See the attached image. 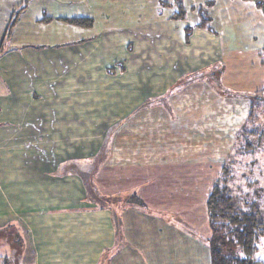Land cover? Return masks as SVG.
Masks as SVG:
<instances>
[{
    "label": "crops",
    "instance_id": "obj_1",
    "mask_svg": "<svg viewBox=\"0 0 264 264\" xmlns=\"http://www.w3.org/2000/svg\"><path fill=\"white\" fill-rule=\"evenodd\" d=\"M20 2L0 0V136L1 131L11 128L18 131L25 129L26 135L33 137L41 134V127L45 124L51 130L50 135H63L65 131L73 129L78 135L85 132L98 137L102 133L106 137L105 142L110 137L105 147L104 139L97 149L73 147L74 160L64 161L63 168L67 169L62 175L63 180L58 182L57 195L53 198L46 194L47 185L41 187L45 188L44 191L38 190L35 194V185L47 177L57 180L59 176L36 172L35 161L30 162L32 153L21 154L27 157L25 162L20 161L19 152L14 151L11 159L5 156L0 159V207L6 208L9 212L5 213L10 215H25L31 219L26 222L30 237L27 250L31 260L28 261V255L24 256L22 264H211L207 209L204 211L202 207L206 215L197 216L194 210L191 213L183 205L177 208H153L144 202L143 205L135 203L133 199H143L141 188L135 185V177L144 174L151 177L155 174L146 182L155 184L179 183L180 174H185L186 185L180 192L188 191L193 195L202 193L196 191L195 184L202 189L201 185L203 187L205 182L193 174H197L196 169L199 172L201 169L202 172L207 169L212 171V164L202 163L200 157L196 160V152L206 151L205 143L208 141L205 142L203 138L204 131L209 134L211 130L221 132V129H226L225 123L221 125V118L224 121L225 118L218 113H210L212 99L209 90L196 85V81L179 86L184 78L182 76L191 72L188 67L153 66L135 71L121 65V69L113 68L115 71L107 69L108 65L99 63L100 60L94 56L92 37L83 39L77 34H82L78 29H74L75 36L80 38L53 43L52 36L60 37L59 26L69 25L68 19L82 16L66 12L63 7H59L62 14L51 13L43 5V0H30L8 35V25L16 15ZM171 20L174 22L173 17ZM53 24L56 32L52 36H46L45 42L40 45L31 43L32 38L43 33L40 31L39 34L38 28L35 30L34 27ZM16 38L23 44L6 47L8 41ZM88 55L89 63L86 61ZM35 57L41 64L35 62ZM17 58L21 61V68L17 67ZM23 67L29 70L23 72ZM49 67L55 68L51 74ZM102 68L105 69L103 74ZM109 70L112 72L108 73ZM68 71L74 73L73 78L66 76ZM17 72L22 75V81L26 78L31 81L27 90H23V85L17 80ZM132 72H153L157 79L165 74L166 79H155L152 83L133 80L130 77ZM60 73L63 76H59ZM84 75L92 81L83 82ZM77 76L79 83L75 81ZM120 85L123 88L132 87L124 91L121 97L117 94L115 97L113 93ZM41 88L44 90L32 95L37 97L35 100L43 101V95L47 93L49 103L42 112L36 111L39 113L32 115L27 112L26 123H19V105L23 102L20 95ZM198 103L205 105L206 110L191 112ZM114 104L118 107H114ZM213 115L212 125L210 121ZM193 117L195 120L189 124ZM182 119L187 121L183 125L180 124ZM198 119L207 121L198 124ZM15 130L9 136L13 137ZM165 135L171 138L166 140ZM185 135H188L186 140ZM118 139L123 143L114 144ZM175 140H182V147L176 146ZM6 148L0 145L1 154ZM86 152L90 154L85 158L91 160L83 161ZM99 154L103 156L101 160ZM117 168L125 170L121 172ZM166 168L167 172H164ZM176 172L179 176H171ZM38 174L43 176H36ZM219 174L214 176L213 181L218 179ZM130 175L132 177L129 179ZM19 185L31 187L27 189L25 198L17 191H22ZM8 186L11 199L5 197ZM48 191L51 190L48 188ZM52 200H55L54 203ZM20 210L24 214H20ZM8 227L13 225L2 227L0 231ZM9 260L6 257L0 262L9 264Z\"/></svg>",
    "mask_w": 264,
    "mask_h": 264
},
{
    "label": "rangeland",
    "instance_id": "obj_2",
    "mask_svg": "<svg viewBox=\"0 0 264 264\" xmlns=\"http://www.w3.org/2000/svg\"><path fill=\"white\" fill-rule=\"evenodd\" d=\"M40 1L42 2V0ZM37 5L39 6V2ZM43 5L51 13L59 12V14H62L59 7H63L66 12L80 14L82 16L80 19L83 21L91 19L93 25L81 28L71 24L59 26L60 37L58 39L52 36L56 32L54 24L34 27L35 30L38 28L39 34H41L40 31H43L41 35L36 33L37 37L31 39V43L34 45L45 42V37H49V35L52 36L53 43H61L65 39L70 42L74 38H80L78 35L75 36L74 29H78L82 34H77L81 35L83 39L87 40L89 36L92 37L91 45L95 49L94 56L100 60L99 63L108 65L107 69L112 71H115L113 68L121 69V65L135 71L146 70L153 66L188 67L191 72L182 76L184 78L179 86L196 81V85L205 87L206 90H209L212 99L210 113H218L225 118V121L221 118V125L222 123L226 124L225 131L222 129L221 132L211 130L209 134L204 131L203 138L205 142L208 141L205 143L206 151L196 152L195 155L196 160L200 157L199 160L202 163L212 164V171L207 169L202 172L201 169L199 172L196 169L197 174H193L196 177L200 176L201 181L205 182L203 187L201 185L202 189H199L200 186L195 184V188L197 185L196 191L202 193L193 195L188 191L180 192V189L186 185L185 174H180V182L173 184L165 181L163 184L159 182H156L158 184L146 183L155 174L153 177L150 174L137 175L135 185L141 188L143 199L135 197V203H138L137 199L141 201V204L144 202L153 208L167 206L177 208L183 205L184 208L188 207L191 213L194 210L197 216L198 214L206 215L204 211L207 209L209 193L222 177L224 166L228 165L233 171V181L228 184L231 195L239 198L245 194L250 201L253 200L264 206V101L258 99V97H264V94H262L263 96L258 94L264 87V13L262 11L256 9L253 3L242 0H43ZM11 23L12 20L8 29ZM200 24L205 28H200ZM188 29H191L190 35L186 33ZM17 41L18 38L11 39L6 43V47L11 44H23ZM89 51H91V47ZM88 56L86 61L89 63L90 56ZM16 62L19 65L17 67L21 68L19 58L16 59ZM35 62L41 64L37 57H35ZM93 62L94 60H92ZM111 63L112 65H110ZM25 68L23 67L21 71L29 70L28 67ZM49 69V74H51L55 68L49 67ZM110 70L108 73L112 72ZM104 71L105 69L102 68L101 73L103 74ZM58 75L63 76V73ZM21 76L20 72H17V80L23 85V90H27L31 81H28L26 77L22 81ZM66 76L73 78L74 73L68 71ZM78 77L75 78L77 83H79ZM130 77L133 80L140 79L145 82L151 81V83L157 79L153 72L143 74L132 72ZM165 77L164 74L161 79L157 80H165ZM85 81H92V79L84 75L83 82ZM131 87L132 85L130 88H123V85H120L117 89L115 88L116 92L113 94L115 97L116 94L121 97L122 93L126 90L129 91ZM43 90L41 88L20 95V100L23 102L19 105V123H26L27 112L37 114L39 112L36 111L42 112L47 106L49 103L46 100L47 93L43 95L45 96L43 101L35 100L37 97L32 95ZM101 92L100 90L99 93ZM132 92H134L133 89ZM252 102L255 109L249 118ZM103 106L106 105H100V107ZM114 107H118V105L114 104ZM205 110V105L202 106L198 103L191 112L198 113ZM214 117L213 115V119L210 121L212 125ZM194 120L195 117L189 121V124H192ZM206 121L198 119L196 123L200 124ZM184 122L187 121L182 119L180 124L183 125ZM14 130L9 128L5 129V132L1 131L0 145L7 146V148L3 149L2 154L0 152V159H3L4 156L6 159H11V153L14 151L19 152L20 161L25 162L27 157H22L21 154L32 153L30 162L35 161L36 172L59 176L57 180L47 177L41 181L43 184L37 181L38 184L35 185V194L38 193V190L44 191L45 188L41 189V187L47 185L45 191H47V195L50 194V198L57 195L58 182L63 180L62 175L67 169L63 168L64 161L74 160V146H82L91 150L101 146L103 139L104 147L110 141V137H107L105 142L106 137L102 133L98 137L97 135L89 136L85 132L78 135L73 129L65 131L66 133L63 135H50L51 130L45 124L41 127V134L33 136V141L31 135H26L25 129L15 130L13 137L9 136ZM195 133L200 135L199 132ZM190 136L192 137V135ZM169 138L171 137L165 135L166 140ZM26 139L31 141H26ZM186 139H188V135H185ZM122 143L123 140L119 139L114 142L117 145ZM180 143L183 144L182 140L174 142L176 146L182 147ZM213 143L217 144L212 145ZM248 146L251 148L249 149ZM10 147L11 149H9ZM180 147L176 148L180 149ZM31 149L33 151L30 152ZM88 154L90 153L83 154V161L91 160V158H85ZM104 154L103 152L102 155ZM102 155L98 156L100 160ZM117 169L121 172L125 170ZM163 170L167 172V168ZM219 172L218 179L213 181L214 176L217 177ZM180 173L182 172L180 171ZM132 175L128 178L130 179ZM36 176L42 177L43 175ZM171 176L179 175L176 172ZM84 178L86 177L84 176ZM166 180L169 179L166 178ZM115 182L120 181L116 180ZM120 183L124 185L123 182ZM86 184L89 188L88 182ZM19 187L22 188V191L21 189L17 191L25 198L27 189H31L30 185H19ZM48 188L51 191H48ZM5 195L7 199H11L9 186L5 189ZM54 201L52 200V203ZM5 212L9 211L0 207V228L9 224H12L13 227L0 231V260L9 257V264H22L24 256L28 255V261L31 260V254L27 250L30 237L26 229V222L31 219L25 215L18 217ZM19 212L24 214L22 210ZM256 259L264 261V242L259 245ZM0 264H3L2 261ZM23 264L26 263L23 262Z\"/></svg>",
    "mask_w": 264,
    "mask_h": 264
},
{
    "label": "trees",
    "instance_id": "obj_3",
    "mask_svg": "<svg viewBox=\"0 0 264 264\" xmlns=\"http://www.w3.org/2000/svg\"><path fill=\"white\" fill-rule=\"evenodd\" d=\"M242 1L253 3L256 9L264 13V0ZM29 2L30 0H21V8L14 15L8 34L15 27ZM87 20L74 18L68 19L67 22L77 27L92 26L93 21ZM201 25H199L200 28H205ZM186 33L190 35L191 29L186 30ZM258 94H264V87ZM258 99L264 101V97H258ZM254 109L255 105L252 102L249 118ZM248 148L250 149L251 146ZM221 176L207 200L210 262L211 264H264V261L256 259L259 245L264 242V206L253 200L250 201L245 194L239 198L231 195L228 185L233 181L231 167L225 165ZM136 201L141 204L140 200L136 199Z\"/></svg>",
    "mask_w": 264,
    "mask_h": 264
}]
</instances>
